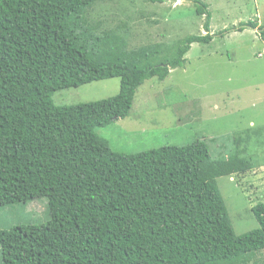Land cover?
Masks as SVG:
<instances>
[{"label":"trees","instance_id":"1","mask_svg":"<svg viewBox=\"0 0 264 264\" xmlns=\"http://www.w3.org/2000/svg\"><path fill=\"white\" fill-rule=\"evenodd\" d=\"M100 1L0 0V209L46 198L50 217L1 231L3 264H257L264 204L251 209L258 229L236 236L216 183L256 167L246 150L217 159L194 141L125 155L95 134L128 117L146 80H166L193 44L212 42L207 6L193 2L204 35L130 47L126 23L90 20ZM110 79L113 97L51 100Z\"/></svg>","mask_w":264,"mask_h":264},{"label":"rangeland","instance_id":"2","mask_svg":"<svg viewBox=\"0 0 264 264\" xmlns=\"http://www.w3.org/2000/svg\"><path fill=\"white\" fill-rule=\"evenodd\" d=\"M199 1L208 6L212 42L193 44L184 67L171 70L166 80H146L128 117L95 134L125 155L194 141L204 142L217 159L233 155L237 148L246 150L244 158H251L256 167L241 177L216 180L235 235L241 236L258 229L251 209L264 204V0ZM193 2L103 0L93 6L89 18L111 28L126 23L130 47L173 44L205 34L206 18L196 14ZM249 23L257 27H245ZM118 92L119 80L110 79L57 91L51 100L57 107H70ZM49 220L46 198L16 204L0 209V232ZM257 260L264 264V251Z\"/></svg>","mask_w":264,"mask_h":264},{"label":"crops","instance_id":"3","mask_svg":"<svg viewBox=\"0 0 264 264\" xmlns=\"http://www.w3.org/2000/svg\"><path fill=\"white\" fill-rule=\"evenodd\" d=\"M208 7V6H207ZM210 22H212V19H211V21Z\"/></svg>","mask_w":264,"mask_h":264},{"label":"clouds","instance_id":"4","mask_svg":"<svg viewBox=\"0 0 264 264\" xmlns=\"http://www.w3.org/2000/svg\"><path fill=\"white\" fill-rule=\"evenodd\" d=\"M257 27V26H256Z\"/></svg>","mask_w":264,"mask_h":264}]
</instances>
